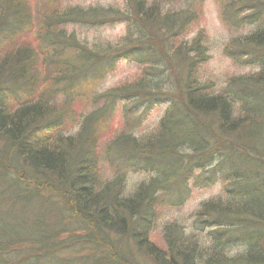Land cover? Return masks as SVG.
Masks as SVG:
<instances>
[{"label": "trees", "instance_id": "obj_1", "mask_svg": "<svg viewBox=\"0 0 264 264\" xmlns=\"http://www.w3.org/2000/svg\"><path fill=\"white\" fill-rule=\"evenodd\" d=\"M62 1L0 0V264H74L56 261L61 244L53 225L91 243L94 251L79 264H148L143 257L153 264H264V0H222L225 23L256 25L225 47L237 64L256 70L221 89L199 76L210 58L207 32L185 37L203 19L206 0H126L123 10ZM121 18L126 32L114 42L92 41L76 28ZM123 57L139 73L96 92L97 108L79 119L93 94L87 89L81 98L84 82ZM24 85L32 98L17 104L13 90ZM120 100L132 102L130 109L119 112ZM154 101H166V111L139 138L133 130ZM119 113L124 128L101 151L100 124ZM77 120L78 131L65 133ZM104 157L116 167L109 180L101 175ZM197 169L205 173L193 177ZM133 170L151 177L124 196ZM214 182H223V194L204 202L195 219L208 246L178 222L165 225L166 249L150 241L159 207Z\"/></svg>", "mask_w": 264, "mask_h": 264}, {"label": "rangeland", "instance_id": "obj_2", "mask_svg": "<svg viewBox=\"0 0 264 264\" xmlns=\"http://www.w3.org/2000/svg\"><path fill=\"white\" fill-rule=\"evenodd\" d=\"M226 1V0H225ZM63 4H75V5H81L83 7H94V6H103L104 8L112 7L115 10H123L126 7V0H63ZM203 19L195 24L191 32L185 37L187 39H191L194 37L200 30L204 29L207 32L208 39H207V45L209 48V54L210 58L208 62L205 64H202L200 68V74L199 76L202 79L205 80H214L217 84V89H221L226 85L228 79L232 76L237 75H245L250 72H253L256 70V68L251 66H241L237 64L235 61L231 59V56L226 52V45L232 41L233 38L238 36L247 35L248 32L256 27V25H245L244 27H238L236 24L234 26L228 25L225 23V21L222 18V0H206L203 3ZM128 20L125 19H117L112 20L111 23L101 25V26H77L78 32L83 36L87 37L90 40H101L104 43H108L106 41L110 40L112 42L117 41L122 35L126 32V25ZM22 32V31H21ZM1 35H3L0 32V58L3 57L5 54L6 46L4 44V40L1 39ZM22 37H25L24 34L20 35ZM17 37L19 40L22 37ZM33 37V36H32ZM34 43V41H33ZM22 43L19 41L18 45H21ZM130 59V58H129ZM128 58L123 59L121 58V61L118 65L114 67L107 68L102 74H93L89 81H85L84 84L81 87V98L89 91L93 92L91 101L88 100V103L86 106L81 105L80 107V113H78L79 119H82L84 116H86L88 113H90L95 107L97 108V104L95 103L94 94L96 92H103L109 88L115 87L117 85H120L124 82H126L128 79H132V77H135L136 74L139 73V69L137 66L130 64L128 62ZM39 72V71H38ZM24 87V88H22ZM50 88H53L52 85L49 86ZM56 87V86H54ZM8 88V87H6ZM5 89L4 91H8V89ZM22 88V89H21ZM28 87L26 85L19 86L18 92H14L16 95L19 96V99H15L17 104L24 103L28 100H31L32 94L28 93ZM10 91V90H9ZM52 95H55L59 100H63L64 98L60 95L62 93H54L51 92ZM9 96H12L9 95ZM38 97V96H37ZM35 97L34 99H36ZM90 97V94L88 95V98ZM87 98V99H88ZM33 99V100H34ZM124 100V99H123ZM151 102V100H150ZM132 102L129 103V101H121L117 104V108L119 112H125V107L128 106V109H130ZM140 104V103H139ZM151 110H148L146 113V116L142 120V124L135 128L133 130L134 134L137 137H146L149 136L154 129L158 126L161 118L163 117L166 108L168 106V103L166 101L157 103L154 101V105ZM141 108L139 105L138 107H133V110H138ZM132 112V111H131ZM115 116V117H114ZM136 117L135 114L129 115V123L132 122V119ZM124 116L123 114L119 113V115H112L111 117L108 116V118L103 119V121L100 124L101 127V134L102 136L101 142H100V149L103 151L107 144L110 142V140H114L116 136H118L121 131L123 130V126L125 125V121L123 120ZM111 119V120H110ZM112 119H114V122H112ZM81 120H77L70 124L67 129L64 132L74 134L79 129V122ZM55 122H52L53 124ZM113 156H109V158H113L115 162H118L120 160L119 156L117 154H114L116 152L113 149H110ZM105 163L103 164V167L101 168V175L104 178V180H109L110 178H114V171L116 170L115 166L110 164V161L108 157L103 158ZM118 166L121 165V163H117ZM201 166V165H197ZM116 173V171H115ZM193 177L198 176L201 173H205L203 169H197L194 172ZM151 177L150 173L144 172V171H138L133 170L129 171L125 175L126 179V187L125 191L122 193L124 196H130L136 186L144 180H148ZM193 184V181H192ZM223 182H214L211 185L203 188H196L194 186L193 190L190 191V193L184 197L185 201L183 203H178L174 200H171V202L167 203L166 205H163L159 207V210L157 212V219L154 229L150 233V241L153 242L158 248L166 249L165 240H164V228L165 225L169 222H178L181 224L185 229L188 235L192 237H199L202 241V243H205L206 245L209 244V238L207 235V231L203 232L199 229L195 219H196V211L201 207V205L211 199L217 198L218 196L223 194ZM51 223V222H49ZM52 224V223H51ZM58 234L55 237V240H58L61 244V247L56 250L57 253V260H65L73 262L74 264H79L81 262V258L79 257L82 254H90L94 251L93 249H90L89 245L91 243L81 241L82 238L78 239V234L75 233H67V231H58V228L53 225L52 226ZM65 228V227H64ZM69 230V229H68ZM81 236V234H79ZM73 236H76L75 238L76 246H69V239ZM89 243V244H88ZM208 246V245H207ZM205 250L210 251L211 250L208 247H205ZM239 247H235L232 249L233 254H236L239 252ZM143 256V253L141 255V258ZM208 256L203 255V258L206 259ZM145 263L153 264V262L150 260H147L146 257H143ZM53 261V259H52ZM51 264H55L54 262H50ZM64 264V263H62Z\"/></svg>", "mask_w": 264, "mask_h": 264}]
</instances>
